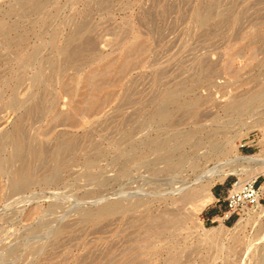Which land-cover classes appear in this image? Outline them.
<instances>
[{
    "label": "rangeland",
    "instance_id": "obj_1",
    "mask_svg": "<svg viewBox=\"0 0 264 264\" xmlns=\"http://www.w3.org/2000/svg\"><path fill=\"white\" fill-rule=\"evenodd\" d=\"M88 75L99 91L89 92ZM262 89L264 0H0V264H118L140 251L145 264H264V101L245 104ZM83 95L96 104L82 106ZM160 106L167 124L153 115ZM184 136L179 165L152 166L165 150L151 141L171 149ZM227 139L231 153H216ZM70 141L76 149L58 168L52 153ZM23 162L34 181L17 188ZM214 166L230 175L212 194L257 181L262 210L237 228L247 216L225 221L227 194L150 237L149 251L121 214L87 220L109 203L154 198L140 213L165 215L175 208L165 196Z\"/></svg>",
    "mask_w": 264,
    "mask_h": 264
},
{
    "label": "bare ground",
    "instance_id": "obj_2",
    "mask_svg": "<svg viewBox=\"0 0 264 264\" xmlns=\"http://www.w3.org/2000/svg\"><path fill=\"white\" fill-rule=\"evenodd\" d=\"M31 8H32V11L33 12L39 10L41 8L40 2H38V1L35 2ZM205 19H206L205 17H203V16H201L199 14V20L200 21H204ZM23 24H25V23H23ZM1 28H2V30L6 29L5 26H3V25H1ZM21 32H23V31H21ZM26 33H27V31H26ZM3 38L4 39H7L5 37V34H3ZM87 45H88V43H87ZM93 45H94V43H93ZM71 47H73V46H71ZM83 47L85 48V46H83ZM81 49H83V48H81ZM90 50H91V48H90ZM73 51H71V52H73ZM60 53L61 54L64 53V54L67 55V52H65V51H60ZM34 58H35L34 55L30 56L28 58L29 62H33L34 61ZM123 59H124V61H123L122 65L123 66H126L128 64V60H129V56H128L127 52H125V54H123ZM102 66H103V64H102ZM38 74H39V76L36 79V84H40L41 83V76H42L43 73L40 70L38 72ZM70 80H74V79L71 78ZM85 85L88 88L89 92L99 91V89H101V87H102V86H98L94 82V78L91 75H88V76L85 77ZM105 96H106V94H105ZM87 99L89 100V97H87L86 95H83V99H82L83 101L81 102V105L82 106L85 105V108H86V105H88L87 104ZM174 101H175L174 98L169 99V103H171V102L173 103ZM263 101H264V89H262L261 91L259 90V93H257L254 96H251L250 98H248L247 101H245V104L249 105V104H253V103H261ZM95 102L96 101L93 99L92 102L88 106H92V105L96 104ZM193 103H196V101H193ZM160 107L158 109L154 110L153 115L155 117H157L161 122H164V123L167 124V123H169L171 121L172 115L170 116V114L168 113L169 111H167L166 108H162V106H160ZM176 107H177L178 110H181V111H184L185 110V109H183L185 107V104H178V105H176ZM227 107L229 109H231L232 112H233L235 110H239L240 105L238 104V102H232V103L228 104ZM15 132H16L15 135H18V133L20 132V127H17V129H16ZM160 139H158V138L156 139L155 138V140L151 141L149 148L152 149V150H156L158 152H159V150H163L164 149L165 150V153L163 155H160L159 158H158V160L155 163H153L152 166L153 167L154 166H157L158 167L161 164L166 169L167 168H175L180 163L179 159H177L176 157H177L178 154H182L183 149L186 146V142L188 140L184 136L183 138H181L182 140L180 141V143H178V145H176L175 148H171L170 149V148H168L166 146V143L163 140H160ZM168 140L169 139H167V141ZM14 143H15V146H16V156L18 157V155L20 154L21 148H22V144L20 142H18L17 140H14ZM141 146H143V145H141ZM231 148H232L231 141L227 139L222 144V146L220 148H217L218 151H216V153L218 152L220 155H227V154L231 153L230 152L232 150ZM75 149H76V144L74 142H72V141H70V142H59L56 145V147H55V149H54V151L52 153L51 159H52V161L54 162V164L58 168H64L65 167V160H64L63 156L65 154L72 153L73 151H75ZM184 157L187 159V154L184 155ZM236 158H237V160H241L242 162L243 161H248V160H251L252 161V159H253L250 156L249 157L242 156L239 152H236ZM258 167L264 168V164L261 163ZM155 169H156V167H155ZM221 169H222V167L220 168V170ZM210 170H207V172H205V173H208L209 172L207 175H205L203 172H202V174L200 173L201 175H198L199 177L197 176V178L195 180H193V182H187V181L180 182V185L175 190L174 189L172 190L173 191L172 193H174V195L172 196V198L168 199L165 196L164 202L167 205L166 207L168 208V206H170V205L175 206V208L173 209V211L170 208L166 209L165 210L166 211L165 212V215H154L153 216V215L150 214V216L149 215L147 216L145 214L140 213L139 208L143 206L145 209H148L151 205H153L154 200H155V198H154V199H150V201H148V202H146L147 200L145 202H142V201H139V200L137 202L133 201L134 203L131 202L132 204H130V203L129 204H123L121 202L109 203V204L105 205L101 210H99V211H97L95 213L86 214L87 220H89L91 222H94V221H97V220L102 219V218L109 219L110 217H112L115 214H121L122 217H123V219H126L128 223H131V225L134 228H136L137 230H142L143 234L146 237L143 238L142 241H144V242H142L140 244V246L138 245V247L140 249L142 248V250L145 249L146 251H149L150 248H151V245L147 241H148V239L150 237L161 236V235L164 237V235H166L168 233V231L171 230V228H174L175 226L179 225V223L182 222L183 220L191 219L193 216H196L197 217L198 213L201 212V210L203 208H205V206L208 205L209 201L213 198V194L211 192V188L217 182H223V181H225L226 177L228 175H230L229 173L221 174L222 171H220L219 168H217V166L213 170L212 169H210ZM232 170H234V169H232ZM233 172H235V171H233ZM34 176H35L34 175V170L31 167V165L28 164L27 162H25V163L23 162V164L21 165L19 171L17 172V174L14 177L13 184L17 188L27 187L31 182L34 181ZM244 183H247V181L246 182L245 181L238 182L237 186H235V189H237V187L243 185ZM193 185H195L194 188H193ZM259 194H258V198H259ZM189 205H191L192 208L187 207ZM254 208H257V209L262 210V207H261L260 203H256L252 207V209L249 208V207H245L242 212H243V216L246 215L247 217L246 218L240 217V219H238L237 224H235L236 225V228L239 227L243 222H246L248 220V217H250V213H251L252 210H254ZM170 210H171V212H170ZM90 212H92V211H90ZM143 213H145V211ZM170 234H168V235H170ZM131 241H133V240H131ZM144 254H146V253L141 254V251H140V253L138 252L133 257H124L123 259L119 260V263L118 264H132L133 261H137V260H138V262H135L133 264H145V260H143V258L141 259V256H144ZM176 258H179V257H176ZM171 259H170V261H171Z\"/></svg>",
    "mask_w": 264,
    "mask_h": 264
},
{
    "label": "built area",
    "instance_id": "obj_3",
    "mask_svg": "<svg viewBox=\"0 0 264 264\" xmlns=\"http://www.w3.org/2000/svg\"><path fill=\"white\" fill-rule=\"evenodd\" d=\"M256 183V180L249 181L237 187V189H235V186H237L238 182L232 185L231 190L227 193L225 221H229L233 216H240L245 207H252L256 203H260V198H258L259 188Z\"/></svg>",
    "mask_w": 264,
    "mask_h": 264
},
{
    "label": "crops",
    "instance_id": "obj_4",
    "mask_svg": "<svg viewBox=\"0 0 264 264\" xmlns=\"http://www.w3.org/2000/svg\"><path fill=\"white\" fill-rule=\"evenodd\" d=\"M225 194H227V192H224V189L223 188H216L214 190V193H213V198L217 202L218 200L222 199L225 196ZM209 215L212 216L213 213H211Z\"/></svg>",
    "mask_w": 264,
    "mask_h": 264
}]
</instances>
